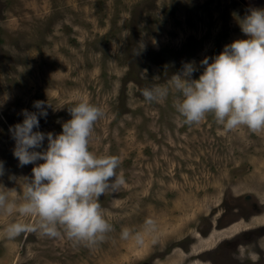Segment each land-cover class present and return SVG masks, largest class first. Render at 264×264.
Wrapping results in <instances>:
<instances>
[{"label":"rangeland","instance_id":"374dc122","mask_svg":"<svg viewBox=\"0 0 264 264\" xmlns=\"http://www.w3.org/2000/svg\"><path fill=\"white\" fill-rule=\"evenodd\" d=\"M251 7L264 0H0V96H9L0 107V190L19 200L32 175L33 163L19 166L13 155L9 126L37 99L52 104L39 121L54 134L80 99L101 106L90 150L118 155L125 177L118 192L99 197L113 229L91 247L39 231L7 239L8 223L37 217L0 212V264L264 261V130H227L211 113L188 125L174 94L159 102L141 94L182 62H211L244 37L237 17ZM149 217L155 228L144 231ZM123 228L133 235L122 239Z\"/></svg>","mask_w":264,"mask_h":264},{"label":"clouds","instance_id":"9594fccd","mask_svg":"<svg viewBox=\"0 0 264 264\" xmlns=\"http://www.w3.org/2000/svg\"><path fill=\"white\" fill-rule=\"evenodd\" d=\"M237 20L244 37L226 43L211 62L209 56L199 64L195 60L182 62L165 84L141 90L145 100L159 102L174 94L173 107L188 125L211 113L227 130L240 125L253 133L264 130V7H251ZM140 42L136 55L144 48ZM200 66L203 71L194 77ZM8 99L7 93L0 96V107ZM51 106L49 100L37 99L33 102L35 110L22 109V121L9 126L18 165L34 166L32 175L25 177L22 198L0 190V212L36 215L37 222L14 220L5 226L4 236L13 239L24 232L39 231L47 237L63 235L91 247L104 241L113 229L99 197L118 192L125 185L124 175L118 172L121 160L116 154L90 150L94 124L104 115L101 106L86 98L70 105L71 118L55 134L40 129L39 117H46ZM4 172V161L0 160V176ZM144 224V231L155 228L150 217ZM131 235L128 228L121 230L122 239ZM134 237L138 244L143 242L142 232H135Z\"/></svg>","mask_w":264,"mask_h":264},{"label":"flooded vegetation","instance_id":"af4514ba","mask_svg":"<svg viewBox=\"0 0 264 264\" xmlns=\"http://www.w3.org/2000/svg\"><path fill=\"white\" fill-rule=\"evenodd\" d=\"M262 237H263V235H262ZM259 240V239H258ZM257 247L260 249V250H262V248H263V245L262 244H260L259 242H258V245H257ZM260 247H262V248H260ZM263 251V250H262ZM259 255L261 256V253H259ZM258 264H264V261L263 260H261Z\"/></svg>","mask_w":264,"mask_h":264}]
</instances>
